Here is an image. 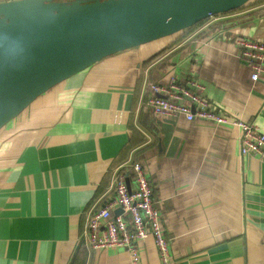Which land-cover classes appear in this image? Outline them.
Returning a JSON list of instances; mask_svg holds the SVG:
<instances>
[{
  "label": "crops",
  "instance_id": "crops-1",
  "mask_svg": "<svg viewBox=\"0 0 264 264\" xmlns=\"http://www.w3.org/2000/svg\"><path fill=\"white\" fill-rule=\"evenodd\" d=\"M239 35L264 39V0L216 13L178 35L102 58L59 82L0 129V264H132L118 246L90 248L88 212L153 185L170 260L153 236L142 264H264V161L241 154L242 128L156 114L149 83L194 77L217 111L264 130V79L239 57Z\"/></svg>",
  "mask_w": 264,
  "mask_h": 264
},
{
  "label": "water",
  "instance_id": "water-1",
  "mask_svg": "<svg viewBox=\"0 0 264 264\" xmlns=\"http://www.w3.org/2000/svg\"><path fill=\"white\" fill-rule=\"evenodd\" d=\"M248 1L0 0V129L39 95L102 58Z\"/></svg>",
  "mask_w": 264,
  "mask_h": 264
},
{
  "label": "built area",
  "instance_id": "built-area-1",
  "mask_svg": "<svg viewBox=\"0 0 264 264\" xmlns=\"http://www.w3.org/2000/svg\"><path fill=\"white\" fill-rule=\"evenodd\" d=\"M212 16V15H211ZM238 56L249 67L254 83L264 79V39L239 35L236 38ZM148 104L156 114L185 116L193 119H212L216 123H230L242 128L241 154L259 155L264 161V130L254 122L219 112L210 101L192 88H202L194 77L186 83L172 77L168 82L149 83ZM134 172L135 188H130L124 174L115 177V197L109 203L86 215L81 237L90 248L118 246L127 249L132 264H142L138 241L154 237L163 262L170 260L168 239L162 228V213L156 205L153 185L139 161L130 164ZM122 208V212H116Z\"/></svg>",
  "mask_w": 264,
  "mask_h": 264
},
{
  "label": "trees",
  "instance_id": "trees-1",
  "mask_svg": "<svg viewBox=\"0 0 264 264\" xmlns=\"http://www.w3.org/2000/svg\"><path fill=\"white\" fill-rule=\"evenodd\" d=\"M259 1H263V0H249L248 2H246L245 4H243L242 6H240V7H238V8H235V9H233V10H237V9H239V8H243V7H245V6H248V5H250V4H255V3H258ZM233 10H230V11H233ZM205 19H203L202 21H200V22H198L197 24H200L201 22H203ZM195 26V25H194ZM191 27H193V26H191ZM190 27V28H191ZM190 28H188V29H186L185 31H179V32H177V33H175V34H173V35H178L179 37H178V40L179 39H181L183 36V33L184 32H186L187 30L189 31V29ZM173 35H171V36H173Z\"/></svg>",
  "mask_w": 264,
  "mask_h": 264
}]
</instances>
